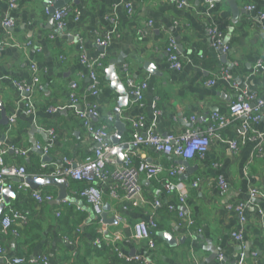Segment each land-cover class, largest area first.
Segmentation results:
<instances>
[{
	"label": "crops",
	"instance_id": "obj_1",
	"mask_svg": "<svg viewBox=\"0 0 264 264\" xmlns=\"http://www.w3.org/2000/svg\"><path fill=\"white\" fill-rule=\"evenodd\" d=\"M185 1L184 8H179L176 0L70 2L64 7L69 14L59 30L56 20L46 14L43 0H0V40L23 45L0 52V102L9 118H15L10 130L9 125L0 127V141L7 146L30 149L26 157L10 152L6 162L24 165L30 173L38 174L50 170L49 164L53 162L62 166L64 157L80 163L92 155L95 143L76 116L78 111L91 105L100 114L95 120L97 125L107 123L110 115L114 117L107 124L111 135H115V111L120 96L107 79L106 70L112 65L125 88L127 78L148 83L142 106L127 94L128 103L120 111L125 125L120 138L123 146L132 141V122L140 118H144L142 133L151 128L161 135L182 134L187 130L205 132L212 113L229 115V107L242 89L264 97V70L257 69L260 64L264 66V21L261 19L264 0H236L242 11L236 16L229 0H218L213 7L204 0ZM127 5L132 6V14L127 12ZM251 6L255 8L249 10ZM6 19L13 22L11 29L4 26ZM211 25L219 28L230 47L225 57L217 55L210 46L206 30ZM114 31L118 35L114 34L105 49L104 67L99 72L100 92L94 97L88 90V69L80 62L81 47L91 58H97L103 51L96 39ZM171 39L176 41L184 60L180 72L172 70L168 63L166 46ZM29 42L30 47L26 46ZM32 64L37 66L42 86L32 97L36 110L33 116L25 113L23 95L13 83L31 85ZM125 67L127 72L123 70ZM225 70L229 73L228 80L223 78ZM210 80L215 84L209 85ZM72 83L78 85L74 90L78 98L75 105L70 97ZM234 84L237 89L232 87ZM192 117L195 122L190 121ZM50 130L55 131V137L49 134ZM220 135L221 138L212 140L204 157L188 161L191 173L186 167V172L174 180L184 182L188 188L186 209L195 222L191 231L168 209L178 205V193L165 188L168 170L182 161L141 146L133 153L134 161H147L164 170L155 180L142 179L143 202L127 210L123 208L126 205L123 193L119 192L116 199L106 188L107 220L101 217L102 224L78 195L84 187L81 182L65 180L64 191L54 184L14 191L11 205L5 210H20L28 223L16 226L21 236L9 233L4 238L1 264L14 257L36 258L42 254L47 255L50 264H74L78 255L87 256L83 264H106L110 255L89 250H99L94 247L97 234L103 239V245H114L123 256H147L153 264H221L220 256L226 263L264 264V198L250 201L252 189L264 191V111L262 120L249 131L237 119ZM232 143L238 145L237 154L231 148ZM35 144L51 145L48 163L34 150ZM44 163L48 164L46 168ZM46 176L50 175L43 177ZM197 180L200 184L193 187ZM220 180L227 183V190L221 188ZM34 190L51 195L53 201L39 203L32 196ZM65 199L69 202L63 205ZM156 200L161 203L158 208L154 204ZM247 202L250 203L241 225L238 215L228 206ZM152 218L158 225L153 251L147 242L136 241L133 233L137 222ZM77 222L79 230L73 226ZM238 230L243 232L242 241L233 238ZM162 233L170 235L174 244ZM112 240H116L114 244Z\"/></svg>",
	"mask_w": 264,
	"mask_h": 264
},
{
	"label": "built area",
	"instance_id": "obj_2",
	"mask_svg": "<svg viewBox=\"0 0 264 264\" xmlns=\"http://www.w3.org/2000/svg\"><path fill=\"white\" fill-rule=\"evenodd\" d=\"M16 0H13L15 2ZM210 7H213L218 0H204ZM179 8H184L187 3L185 0H176ZM15 5L12 4V7ZM255 7H248L249 10H253ZM126 10L129 14H132L133 9L131 5L126 6ZM46 14H50L46 9ZM69 11L67 8H63L56 11L53 18L56 20L57 29H62L65 24V19L68 16ZM261 19L264 21V13L261 15ZM115 22V20H114ZM116 23V22H115ZM151 25V23H150ZM4 26L7 29L13 27V22L6 19ZM264 33V26L262 27ZM210 40V46L212 50L219 55H226L230 51L229 45L225 42L223 33L215 25H211L206 30ZM118 35L116 31L98 37L96 39L97 45L100 48L106 49L113 36ZM26 46L30 47L29 42ZM9 47H23L14 41L0 40V52L6 50ZM25 47V46H24ZM166 52L168 54V63L172 70L180 72L184 68V60L181 58L177 43L174 39H171L167 46ZM105 59V51H103L97 58H91L87 51L81 47L80 62L88 69L89 86L88 90L92 96L99 95L100 92V76L99 72L104 67L103 62ZM33 81L31 85H26L20 81H14V86L23 95V103L25 105V113L33 116L36 113L35 105L32 97L35 91L42 88L40 84V78L38 69L35 64L31 65ZM257 69L264 70L263 65H258ZM124 72H127L128 68L125 67ZM226 80L229 79L228 70H225L223 75ZM209 85H214L215 81L210 80ZM72 92L70 94L71 102L73 105L78 103V98L74 90L78 87L77 83H72ZM237 89L236 85L232 86ZM148 89V83L146 81L137 83L131 78H127L126 92L133 102L139 106L145 100V94ZM53 110V109H52ZM264 111V97H261L256 92L250 91L245 88L239 91L235 100L229 107V115L224 116L218 113H212L209 119V126L205 132L187 130L182 134L169 133L167 135H161L157 133L153 128L142 133L141 127L143 126L144 118L132 122L133 134L132 141L128 144V148L122 153V160L119 161V157L115 151L118 146L114 145L111 141V133L109 125L114 121L113 116H109L107 123L97 125L95 120L100 117L98 108L95 105L88 106L84 111H78L76 113L77 119L82 123L88 133L91 135L94 143L95 150L92 155L87 156L80 163H76L70 158L64 157L62 159L63 165L58 162L49 164L51 168L50 176L58 177L63 180L71 179L84 184V187L78 191V195L81 199L91 208L92 212L98 219V223L102 224L101 217L104 213V198L106 188L109 190V194L114 198H119V192L123 193V198L126 205L123 207L127 210L130 206H139L143 202V187L142 179L155 180L163 172V168L159 165L149 163L147 161L135 162L133 153L141 146H147L153 148L157 153L164 156H172L181 160V164L171 167L167 172V179L165 182V188L168 192L175 190L178 193V205L169 206V211L177 214L181 220L183 227L187 231H191L194 227V220L188 214L186 209V202L188 196V188L182 181L174 182L175 179L180 177L186 172V166L184 161H190L197 157H204L209 151L212 140L214 138H221V131L224 130L232 121L241 120L244 130L247 132L251 129L252 125L258 124L262 120ZM195 117L190 119L191 122H195ZM15 123V118H9V130ZM49 134L55 137V131L50 130ZM264 138V135L262 136ZM232 150L237 154L238 145L236 143L231 144ZM35 151H41L42 157H47L51 150V145L35 144ZM13 153L16 156L26 157L30 152V149H19L15 146H7L3 141H0V204L4 203V193L7 190L13 191H26L31 188V184L28 179H39L35 175H29L24 165H10L6 162V156L9 153ZM47 163L43 164L46 168ZM200 181L197 180L193 183V187H197ZM223 190H227L228 185L225 181L219 182ZM32 196L39 203H46L53 201V197L48 194H43L40 191L34 190ZM258 197L264 198V191L258 189H252L250 192V201ZM69 199L62 201L63 205L68 204ZM250 202L240 203L237 205H229L228 209L234 211L240 220V224L245 222L244 212ZM155 207L161 206L160 201H155ZM118 221H122L121 217H117ZM28 219L18 209L9 208L5 210L1 218V232H0V255L5 252L3 246L4 238L11 232L14 236H18L17 229H14L18 224L26 226ZM157 223L155 219H150L148 222H137L133 227L134 238L136 241L147 242L149 250L153 251L156 247L153 231L157 229ZM101 235V231H99ZM233 238L236 241H242L244 238L243 232L238 230L233 233ZM119 239L118 236L115 237ZM116 240H112L114 244ZM103 245V239L98 237L94 241V247H101ZM112 252L120 259L126 262H136L144 264H153L149 257L145 256H133L125 257L121 252L112 246ZM221 264H241V263H226L224 257H219ZM6 264H50L47 255L42 254L36 258L14 257L10 259Z\"/></svg>",
	"mask_w": 264,
	"mask_h": 264
},
{
	"label": "water",
	"instance_id": "obj_3",
	"mask_svg": "<svg viewBox=\"0 0 264 264\" xmlns=\"http://www.w3.org/2000/svg\"><path fill=\"white\" fill-rule=\"evenodd\" d=\"M78 1L79 0H43V3L47 6V9L49 10L50 15L53 17V15L55 14L56 11L63 9L70 2L78 3ZM229 4L231 5L235 16L239 15L240 12H242L238 8V6L236 4V0H229ZM101 51H105V49L101 48ZM223 57H225V55H223ZM106 74H107V79L111 82L112 89L115 90L120 96L119 106L116 108V111H115L116 112V115H115L116 122L115 123H116L117 133L115 135L111 136V141L113 142L114 145L118 146L115 153L119 157V161H121L122 156H123L122 153L124 150H126L128 148V146H123L120 144V138L122 136V133L125 130V125L121 121L120 111L123 107H125L127 105L128 96H127L126 88L123 85L122 80L120 79L119 75L116 73L115 67L113 65L109 66L107 68ZM0 111H1L0 127H7L9 125V116H8L6 108L4 107V105L1 102H0ZM32 129L34 131L35 126ZM37 152L42 154L41 151H37ZM43 158H44V162H47L46 161L47 157H43ZM183 163L187 167L188 172L191 173L192 168L189 166L188 161H184ZM28 181L31 184V188H33V189H36L37 187L42 186L44 184H54V185H58L59 187H61L64 191V187L67 185V182L65 180L60 179L58 177H52V176L40 177L37 180H33V179L29 178ZM14 196L15 195H14L13 190H7L4 193V203L0 204V216L3 213V211L5 210V208H7L11 205L10 204V198L14 197ZM63 196H66V194L63 193ZM102 217L104 220H107L106 219L107 215L105 213L102 215ZM162 234H163L162 236L169 243L174 244V241L171 239L170 235H165V233H162ZM1 263H3V259L0 258V264Z\"/></svg>",
	"mask_w": 264,
	"mask_h": 264
},
{
	"label": "trees",
	"instance_id": "obj_4",
	"mask_svg": "<svg viewBox=\"0 0 264 264\" xmlns=\"http://www.w3.org/2000/svg\"><path fill=\"white\" fill-rule=\"evenodd\" d=\"M214 51V50H213ZM215 52V51H214ZM217 55H219L217 52H215ZM104 65V64H103ZM26 167V166H25ZM26 169H27V167H26ZM51 170V169H50ZM50 170H42L41 171V173L39 172L38 174L36 173V172H29L30 170H28L27 169V173L28 174H33V175H35V176H37V177H43V176H45L46 174H50ZM79 222V221H78ZM78 222L77 223H74L73 224V226L75 227V229H77V230H79V227H78ZM157 228H158V226H157ZM14 229H17V231H18V236H21L22 235V232L20 231V229L19 228H17V227H14ZM157 231V229L156 230H154L153 231V236L155 235V232ZM0 232H1V230H0ZM11 233V232H10ZM98 234L95 236V239L96 238H98ZM99 248V250H93V249H89V250H91L92 252H94V253H98L99 255H101V254H104L105 256H108V255H110L109 257H107L108 259V261H107V263L106 264H139V263H136V262H126V261H124V260H122V259H120V258H118L114 253L112 254V247H108V246H106L105 244L104 245H102L101 247H98ZM86 257L87 256H81V255H78V256H76V258H75V263L77 264V263H80V264H83V263H86ZM28 259V258H27ZM74 263V264H75ZM141 264H144V263H141Z\"/></svg>",
	"mask_w": 264,
	"mask_h": 264
}]
</instances>
